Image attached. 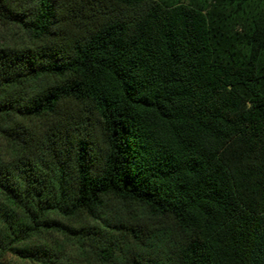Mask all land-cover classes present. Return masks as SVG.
Here are the masks:
<instances>
[{"label":"trees","instance_id":"16d2710c","mask_svg":"<svg viewBox=\"0 0 264 264\" xmlns=\"http://www.w3.org/2000/svg\"><path fill=\"white\" fill-rule=\"evenodd\" d=\"M0 264H264V0H0Z\"/></svg>","mask_w":264,"mask_h":264}]
</instances>
